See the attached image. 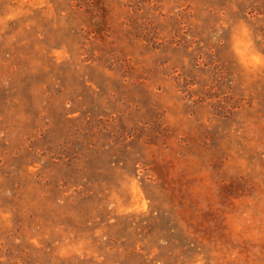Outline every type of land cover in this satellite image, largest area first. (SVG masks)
<instances>
[{
    "label": "rangeland",
    "instance_id": "rangeland-1",
    "mask_svg": "<svg viewBox=\"0 0 264 264\" xmlns=\"http://www.w3.org/2000/svg\"><path fill=\"white\" fill-rule=\"evenodd\" d=\"M0 264H264V0H0Z\"/></svg>",
    "mask_w": 264,
    "mask_h": 264
}]
</instances>
